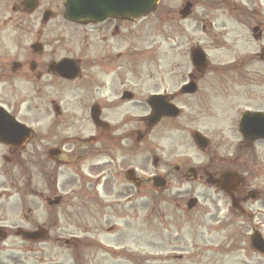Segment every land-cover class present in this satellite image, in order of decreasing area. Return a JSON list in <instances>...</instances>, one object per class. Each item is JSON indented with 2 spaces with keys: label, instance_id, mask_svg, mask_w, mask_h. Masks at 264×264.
I'll return each instance as SVG.
<instances>
[{
  "label": "flooded vegetation",
  "instance_id": "flooded-vegetation-1",
  "mask_svg": "<svg viewBox=\"0 0 264 264\" xmlns=\"http://www.w3.org/2000/svg\"><path fill=\"white\" fill-rule=\"evenodd\" d=\"M76 1L75 10L95 13L96 19H65L66 0H21L0 26V170L20 171V180L9 182V188H17L16 203L10 207L0 193V214L17 210L19 226L1 219L0 230L15 227V236L19 230L37 233L38 240L23 239L16 247L20 254L40 259L34 264H119L122 258L139 264L124 243L143 211L141 199L152 233L149 246L163 244L169 262L201 264L203 224L217 232L234 215H250V202L264 203V190L250 191L256 181L264 186V138L254 136L264 125H252L250 118L241 125L244 116L264 109L244 110L237 100H209L220 92L200 84L207 69L187 73L182 62L188 43L201 48V37L211 43L221 35L226 38L224 20L218 18H229L237 10L247 21L250 0H158L141 19L112 17L113 0ZM256 26L261 32L260 23ZM6 41L13 44L11 55ZM64 60L76 66L62 70L75 71L71 79L55 69ZM188 84L193 85L191 94L185 93ZM183 98L198 104L188 115L191 121L229 123L232 140L226 155L218 152L227 143L221 134L216 151L207 156L213 138L208 132L218 128L203 123L206 128L190 130L189 135L199 133L208 140L204 151L193 144L210 157L207 164L166 163L151 180L132 182L139 145L156 128L174 121L163 117L150 123L148 117L170 105L185 107ZM140 111L145 114L140 116ZM8 117L29 128V137L2 141ZM44 120H49L45 131L39 128ZM157 160L154 169L161 166ZM227 174L238 179L229 185L230 194L214 185L216 194L223 195H168L172 184H205L208 176L218 180ZM153 178L166 186L155 189ZM145 191L164 196L139 197Z\"/></svg>",
  "mask_w": 264,
  "mask_h": 264
},
{
  "label": "rangeland",
  "instance_id": "rangeland-1",
  "mask_svg": "<svg viewBox=\"0 0 264 264\" xmlns=\"http://www.w3.org/2000/svg\"><path fill=\"white\" fill-rule=\"evenodd\" d=\"M21 0H0V26L1 23L8 18L10 14V7L19 3ZM239 1V0H236ZM260 3V6L258 5ZM262 10L261 13H257V9ZM248 9H251L253 17L255 13L258 16L246 24H238L237 15H231L229 18H218V21L224 20L226 38L222 35L216 43H211L204 37L199 40L200 46L206 52L208 57V69L204 76L203 81L200 83L203 87L210 86L211 90L224 91L219 93V96L210 98L211 101H231L237 100L244 110L246 107H250L251 110L264 109V63L258 59V53L261 47L264 45V0H250ZM221 24L222 22H217ZM222 23V24H223ZM256 23H260L262 30V39L259 42H254L251 36V28ZM221 24V25H222ZM221 31V29L219 30ZM3 38V36H0ZM202 41L204 43H202ZM9 55L13 52L12 42L6 41ZM195 45V44H193ZM191 44L186 45V57L182 62L187 70V73L191 72L192 66L189 58V49ZM163 59L161 60L162 63ZM171 61V58H170ZM160 63V65H161ZM179 63V61H177ZM174 69H180L175 67ZM183 70V69H182ZM227 70H230L229 73ZM226 73V74H225ZM177 79H179L177 77ZM186 79V78H185ZM175 89L171 88V92ZM234 95V97H232ZM239 97V98H236ZM185 107H180L182 115L181 117L170 124L166 123L154 130L152 137L144 140L139 145L138 152V168L136 169V175L142 180H148L152 175L161 173L164 170L163 165L168 163L172 166L187 163L192 166L205 165L210 157H207L213 151H216V144L221 139V134L224 137L222 143H225V147L218 149L221 156L226 155L227 147L231 142L232 137L229 131V123L225 124H210L212 121L197 122L191 121L189 116L198 107V104L190 105L191 100L189 98L184 99ZM191 106V107H189ZM75 113H77L75 111ZM145 113L140 111V116ZM79 114L78 116H80ZM189 115V116H188ZM83 124V121H80ZM216 129V131H209L208 135H212L211 147L207 156L201 154L194 147L189 131L193 129H204L206 126ZM209 123V124H207ZM49 126V120H44L39 126L40 129L45 131ZM79 128L86 127L85 124L79 125ZM35 131H39L38 129ZM236 139L233 143H235ZM153 147L154 150H150L149 147ZM66 149V148H65ZM156 155L160 158L161 166L157 169L152 167V156ZM178 158V159H177ZM179 159H183L181 161ZM159 164V165H160ZM20 171L15 169L11 172L7 170H0V193H4V200L8 198L7 194L12 198L8 199V205L12 207L17 201L16 191L17 188H9L10 181H19ZM256 187H252L251 190H264V186L260 184V181H256ZM6 191V192H5ZM153 196H160L164 194H150ZM147 191L139 194V197L150 196ZM166 195V194H165ZM168 195L173 197L177 195L193 196L196 198L201 197H216L215 189L207 186L206 184L195 183L190 180L188 183H183L182 186L172 184L169 189ZM263 197V195H262ZM1 202V201H0ZM145 200H139V206L143 208V211L139 213L135 222V230L132 228L128 230L127 239L124 245L130 246L135 254L138 256L139 264H177L169 262L167 257L170 255L164 248L163 244H160L157 248L149 246L148 238L152 234L149 232L150 227L147 228L148 210H145L141 205ZM250 215H246L244 218L234 215L228 224L223 223L219 226L217 232L211 229L210 225L203 224L204 236L201 238L199 246H202V258L201 264H264V257L255 255L251 252L248 237L252 235L254 230H257L264 238V209L263 199L260 202L252 204L250 202ZM262 206H261V205ZM1 219L5 220L7 224H14L19 226L20 216L17 210H10V212L4 216L0 215ZM214 228H216L214 226ZM14 228H11L7 233V238L0 241V264H20L26 262V264H34L40 259L35 256H26L20 254L16 247L21 244V240L14 236ZM249 245V249H248ZM223 248L225 251H223ZM244 259V260H243ZM104 264H107L104 263ZM119 264L125 263V259ZM187 264H196L194 260H190Z\"/></svg>",
  "mask_w": 264,
  "mask_h": 264
},
{
  "label": "water",
  "instance_id": "water-1",
  "mask_svg": "<svg viewBox=\"0 0 264 264\" xmlns=\"http://www.w3.org/2000/svg\"><path fill=\"white\" fill-rule=\"evenodd\" d=\"M67 10L65 12V18L73 21V22H83L87 19H96L94 18L95 13H88L85 14L82 11L75 10L76 6L79 5V3L76 0H66ZM154 5V0H113L112 2V10L109 12L112 17H122V18H140L148 14V12L152 9ZM74 8V9H73ZM100 14V12H98ZM262 57L264 58V50L262 52ZM192 61L195 65L201 66L203 63L201 61L199 54H193ZM75 65L73 63H70L68 61H63L58 66H56L55 69H58L61 71L62 77L65 78H73L76 74V72H70L68 73H62V70H69V69H75ZM76 70V69H75ZM172 112V108H171ZM156 114V113H155ZM247 119L250 117H246ZM245 118V119H246ZM252 122L251 124H260L264 125V119L261 120L260 116L254 115L251 117ZM244 121V120H243ZM242 121V123H243ZM241 123V125H243ZM254 123V124H253ZM6 124V130L2 131L3 135L1 136V140L5 141L6 143H16L15 138H19L20 136H27L28 131L24 129V127H21L20 125H17L10 119H5ZM15 124V125H14ZM255 137H263L264 138V130L258 131L257 135H254ZM197 141V140H196ZM200 146L201 144L197 142ZM224 180L227 181L228 184H231L230 178L223 177ZM210 183L211 180H208ZM156 186H159L158 184H155ZM224 190H226V187H223ZM28 239H35L37 238L36 234H28L26 235ZM252 245L255 250L264 253V241L262 238L258 235L254 236V239L252 240Z\"/></svg>",
  "mask_w": 264,
  "mask_h": 264
}]
</instances>
